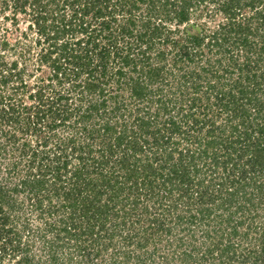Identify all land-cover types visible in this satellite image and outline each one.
<instances>
[{
  "label": "trees",
  "instance_id": "16d2710c",
  "mask_svg": "<svg viewBox=\"0 0 264 264\" xmlns=\"http://www.w3.org/2000/svg\"><path fill=\"white\" fill-rule=\"evenodd\" d=\"M183 210L230 229L178 260L264 264V0H0V264H150Z\"/></svg>",
  "mask_w": 264,
  "mask_h": 264
},
{
  "label": "rangeland",
  "instance_id": "374dc122",
  "mask_svg": "<svg viewBox=\"0 0 264 264\" xmlns=\"http://www.w3.org/2000/svg\"><path fill=\"white\" fill-rule=\"evenodd\" d=\"M192 18L193 19H197L196 18V15H194ZM141 203L144 206L145 204L151 203V201H149V200H147V201L146 200H143V202H141ZM140 207H142V206H140ZM153 207H155V206H154L153 203H151L149 209H153ZM183 211L185 213V216H188V217H186V220H184V222H183L182 225H180V226L173 225L174 226V233H172V235L171 234H168V236L164 240H162V242H160L158 244V250L155 253V260L151 261L150 264H184L183 261L178 260V255H177L179 253L178 251H182V250L179 249V248H177L178 251H176V249H175V246L178 245L177 244V239L175 237V233H178L177 235H179V236L180 235H184V236L188 237L189 239H191V237H194V238L195 237H200L201 240L204 241L205 239H208V235L205 232L206 230L208 231V230L211 229L213 231L214 228L216 230L217 229L218 230L219 229H223V230L230 229L226 225V224H229V223L224 224V221H223L222 226H221V225H219L216 222L218 220L214 221L215 218L214 219L211 218L210 220H205L204 222H202V220L200 218L195 219V220L192 221L193 217H191L192 218L191 219V218H189L190 217L189 215H191V214L194 215L195 214V217H200L198 215L197 211H191V212L190 211H185V210H183ZM178 212L180 213L181 211H178ZM139 214H142V216H143L142 218L144 219V220H140V225H141V224H143V223L146 222L145 220H146V218H148L150 216V214H149V212H145V211L143 212V210L140 209V208H139ZM227 214H229L227 211L224 212V214H223V216H224L223 218L224 219L227 217ZM187 218H188V220H187ZM238 220H239V217H237V219H236V216H234L232 222L238 221ZM168 223H170V222L168 221ZM248 224H249V222H247L246 224H244V226L242 225L240 227V229L246 231L247 230L246 227H248ZM218 232H219V234H221L222 231L221 232L218 231ZM234 240L236 241V245H238L240 243V246H236V247H238L237 248L238 253L244 247H247L248 246L245 242H243L242 240H240V236H237V237L235 236V239ZM169 242H172L173 243L171 245L173 247L172 250H171V252H168V249L170 248ZM120 244H121V241L117 245L118 248H111L112 250H110L109 252H106L105 253L106 254L104 256L105 259H102V263L103 264H107V263L113 264L112 263V258H113V255H114L113 253L115 251H117V249H120L119 248V245ZM239 247H241V248H239ZM152 248H153L152 244L149 245L148 247H144V249H143V248H140L136 243L135 244L132 243V244H130L129 247L123 248V249H126V251H128V252L127 253L119 254L118 255L119 256L118 260L120 259V261L122 262L121 264H137V263L138 264H146V262L142 261L141 257H143V256L146 257V255H147L146 252L149 254ZM188 249L190 250V248H188ZM166 253H170V254H168V256H166ZM199 253H200V255L202 253H205L206 255H208V257L205 256V258L202 259L203 260L202 264H213L214 261L212 260V256L209 253H207V246L205 247V252L202 249L201 251H199ZM214 255H217L216 252L214 253ZM77 257H78L77 259L79 261L81 260L80 264H89L87 258H85V257L82 258L81 256H77ZM98 258L99 257H94L95 261ZM99 260H101V258H99L98 261ZM219 260L220 259L217 258L216 261H219Z\"/></svg>",
  "mask_w": 264,
  "mask_h": 264
}]
</instances>
